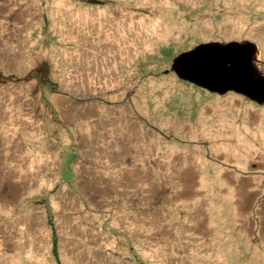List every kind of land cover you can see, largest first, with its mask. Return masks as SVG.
Instances as JSON below:
<instances>
[{
    "label": "rangeland",
    "instance_id": "374dc122",
    "mask_svg": "<svg viewBox=\"0 0 264 264\" xmlns=\"http://www.w3.org/2000/svg\"><path fill=\"white\" fill-rule=\"evenodd\" d=\"M264 0H0V264H264V105L179 78Z\"/></svg>",
    "mask_w": 264,
    "mask_h": 264
},
{
    "label": "water",
    "instance_id": "95a60500",
    "mask_svg": "<svg viewBox=\"0 0 264 264\" xmlns=\"http://www.w3.org/2000/svg\"><path fill=\"white\" fill-rule=\"evenodd\" d=\"M259 49L249 40L200 43L171 64L176 75L210 93L235 92L264 105V72L256 66Z\"/></svg>",
    "mask_w": 264,
    "mask_h": 264
}]
</instances>
